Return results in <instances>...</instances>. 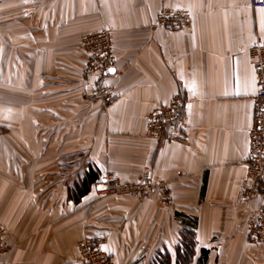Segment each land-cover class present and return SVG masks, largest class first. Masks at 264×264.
Here are the masks:
<instances>
[{"label": "crops", "instance_id": "1", "mask_svg": "<svg viewBox=\"0 0 264 264\" xmlns=\"http://www.w3.org/2000/svg\"><path fill=\"white\" fill-rule=\"evenodd\" d=\"M188 11L190 31L158 26L163 8ZM253 0H0V223L11 252L0 264H82L98 239L116 264H177L194 234L192 264H264L247 242L250 131L258 84L249 51L264 46ZM110 31L111 107L89 99L97 79L83 40ZM179 97L175 126L188 146L145 137L148 116ZM145 170L169 184L164 205L107 196V174Z\"/></svg>", "mask_w": 264, "mask_h": 264}, {"label": "built area", "instance_id": "2", "mask_svg": "<svg viewBox=\"0 0 264 264\" xmlns=\"http://www.w3.org/2000/svg\"><path fill=\"white\" fill-rule=\"evenodd\" d=\"M253 6L259 9L264 7V2L253 0ZM158 26L168 31H190L193 29V18L188 11L165 7L160 12ZM82 45L90 56L85 73L97 79L96 87L88 94V98L101 99L104 106L109 108L119 100L115 91L107 85V78L111 75L109 69L114 70L117 63L111 33L103 29L87 36ZM249 54L255 61L258 89L254 97V120L249 140L248 183L242 188L241 202L249 208L247 242L259 244L264 242V46H254ZM183 107L182 100L175 97L168 106L155 109L148 116L145 137L157 143L188 146V139L184 136L186 123L181 124L180 133L174 129L183 120ZM96 192L101 197H146L155 194L164 205L170 204L172 200L169 184L155 181L151 170L142 172L132 183H123L116 175L107 174L96 185ZM8 236V230L0 223V257L14 248L8 242ZM78 250L82 264H116L102 250V242L98 239H82L78 243Z\"/></svg>", "mask_w": 264, "mask_h": 264}, {"label": "trees", "instance_id": "3", "mask_svg": "<svg viewBox=\"0 0 264 264\" xmlns=\"http://www.w3.org/2000/svg\"><path fill=\"white\" fill-rule=\"evenodd\" d=\"M196 252V244L194 234L190 233L184 238V242L178 249L177 264H192ZM160 264H171L168 256H163L159 261Z\"/></svg>", "mask_w": 264, "mask_h": 264}, {"label": "snow or ice", "instance_id": "4", "mask_svg": "<svg viewBox=\"0 0 264 264\" xmlns=\"http://www.w3.org/2000/svg\"><path fill=\"white\" fill-rule=\"evenodd\" d=\"M264 2V0H262ZM257 11L260 13V19H259V26L261 31H264V7H261L257 9ZM109 71H114L113 69H109Z\"/></svg>", "mask_w": 264, "mask_h": 264}, {"label": "water", "instance_id": "5", "mask_svg": "<svg viewBox=\"0 0 264 264\" xmlns=\"http://www.w3.org/2000/svg\"><path fill=\"white\" fill-rule=\"evenodd\" d=\"M110 74H114L115 73V70L114 71H111V72H109Z\"/></svg>", "mask_w": 264, "mask_h": 264}]
</instances>
